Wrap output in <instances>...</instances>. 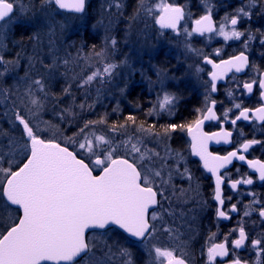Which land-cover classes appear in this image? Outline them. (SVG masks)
<instances>
[{"label":"snow or ice","instance_id":"snow-or-ice-1","mask_svg":"<svg viewBox=\"0 0 264 264\" xmlns=\"http://www.w3.org/2000/svg\"><path fill=\"white\" fill-rule=\"evenodd\" d=\"M43 3L49 7L55 5L58 9L75 13H84L86 6V0H43ZM256 3L257 0H248L247 10L245 7L236 10L230 19L231 30H226L224 24H221L218 30L214 29L211 15L205 14L195 20L191 32L186 34L190 37L193 33L203 35L216 31L225 41L239 40L245 33L236 30L235 26L240 18H250V10ZM116 7L120 8L121 5L117 3ZM141 9L148 16L153 17L160 29H172L174 32L178 31L177 26L185 17L184 7L169 3L168 0H160L159 3L147 8L144 7V0H141ZM17 11L23 15L14 20L13 16ZM29 11L22 0H0V49L5 47L4 38L10 28L23 27L27 30L33 26L32 18L27 15ZM32 38L39 39V35L34 34ZM252 39L253 36L249 35L244 41L245 46ZM261 42L264 43V40ZM112 44H116L115 39L112 40ZM96 55L99 56L101 53ZM28 59L29 67L34 66L33 57ZM204 59L206 63L212 64L213 68L210 73L212 92L217 90L218 79H222L233 69L235 72H241L249 63L244 52L227 60H221L220 63H214L208 57ZM64 63L67 64L68 61L65 60ZM19 67L20 53H17L16 58L12 60L0 55V78L3 80H7ZM45 67L51 70L55 67V62ZM115 67L111 63L105 64L102 71L92 72L82 80L80 87L90 84L97 77L110 76ZM197 70L200 71L199 68ZM157 74L162 75L163 70ZM20 81H24L27 87L23 96L19 97L20 104L17 105L15 101L12 103L15 108V122H18L17 126L22 127L19 139L23 143H19V148L25 154L26 162L13 169L10 153L16 151L18 141L10 138V152H0V159H6L9 165L8 167L0 165V201H2L0 210L7 212L12 219V223L4 231H0V264H110L113 257L119 258V264H136L130 247L118 246L113 251L115 243H108L111 235L122 233L134 238L129 244H135L137 241L143 243L151 264H188L184 255H176L174 248L157 244H151L149 247L158 231L162 230L172 235L170 228L164 227L163 224L158 227L153 223L160 219L156 211H152L149 216V210L160 204L158 196L161 199L165 198L164 186L170 184L173 175L171 166L162 161H167L169 155H173L179 164L183 157L179 153H173L167 145H165V155L161 156L154 149H147L139 140L132 142L131 139L124 144L126 155H118V146L113 147L112 142L105 136L96 135L93 138L85 132L93 124L104 123V119L101 118L99 121L86 122L84 128L80 129L84 140L79 142V149L87 152L90 157L95 156L92 161L93 167H90L68 147L62 146L55 139L42 136L38 124H33L43 110L49 95L45 79L43 77L33 79L26 72ZM163 82L161 79L160 83ZM255 82H246L243 88L248 93H252ZM258 84L261 90L260 97L264 99V74L259 78ZM63 92L70 94V88H64ZM12 95L16 93L11 89L0 88V96L5 100ZM176 99L174 94L165 92L159 101V110L170 112ZM212 103L214 105L216 102L212 101ZM81 107L83 108L84 105L82 104ZM234 107L241 109V104H235ZM252 115L257 120L264 121V105L257 107ZM202 116L203 118L197 119L194 125L169 124L163 128L162 133L156 135L170 138L172 132L187 130L191 137L192 154L199 157L203 168L215 178L214 199L223 205L224 200L221 198L223 177L218 173L220 169L232 163L233 158L240 161H245L246 158L244 155H238L237 151H231L224 156L210 152L208 150L210 140L215 139L217 143L223 140L224 143H228L231 133L224 131L223 128L211 135L203 132L204 121L216 120L217 117L212 107H208L206 114L202 113ZM249 118V109L243 108L231 123L236 125L240 119L247 121ZM224 119H227L226 115ZM127 121L135 124L136 118L129 115ZM124 126L114 124L111 130L117 131ZM145 131L152 132V129ZM257 143L260 142L251 140L241 147L247 152L251 145ZM157 163H160L159 168L156 167ZM247 163L259 173V179L264 181V163L256 160ZM94 167L100 169V175L93 174ZM166 168L167 178L164 177ZM187 172L188 169L185 168L179 175L183 177ZM188 179H192L191 175H188ZM240 183L252 184L253 181L236 180L230 186L236 189ZM231 211H237L236 205H232ZM11 213L17 215L11 217ZM217 215L224 219L229 218L221 208L217 209ZM244 215L248 216L249 212L246 211ZM259 216L264 220V206L259 209ZM86 229L99 231L94 238H87ZM247 239L245 229L241 226L238 238L231 241L233 255L235 249L245 247ZM251 244L257 249V256H260L261 251H264V240L254 239ZM98 252L102 255H97ZM229 254L226 243L214 244L207 250V264H217V257L224 258ZM227 264H247V262L237 257Z\"/></svg>","mask_w":264,"mask_h":264},{"label":"rangeland","instance_id":"rangeland-1","mask_svg":"<svg viewBox=\"0 0 264 264\" xmlns=\"http://www.w3.org/2000/svg\"><path fill=\"white\" fill-rule=\"evenodd\" d=\"M257 1L260 3L261 0ZM159 2L160 0H144V7ZM168 2L184 7L185 17L178 24L176 32L172 29H160L153 17L148 16L141 9V0H133L130 7H128L129 0H86L85 12L81 14L62 12L55 5L49 7L43 3V0H22V3L30 9L27 15L32 18L33 26L27 30L18 27L25 32L22 39L18 34L15 35L16 27L10 28L4 38L5 47L0 49V55H4L9 60L16 58L17 53H20V67L10 74L7 80L0 78V88L11 89L16 93L8 100L0 96V152H10V138L18 141L16 151L10 153L13 169L21 165L25 159V154L19 148V143H23L19 139L22 127L17 126L18 122H15V108L12 102L20 104L19 97L23 96L27 87L20 78L24 77L26 72L33 79L43 77L49 90L44 108L33 124H38L42 136L55 139L62 146L68 147L90 167H93L92 161L95 156L90 157L87 152L79 149V142L84 140L80 129L84 128L86 122L91 121L87 117L88 114L99 106L108 105L106 100L116 101V107L101 116L104 118V123L91 125L85 130L86 134L93 138L96 135L105 136L112 142L113 147L118 146V155L121 156L126 155L124 144L130 139L132 142L139 140L147 149H154L155 143L157 145L158 142L152 132L145 131L149 127L138 125L133 130L130 126H126L112 131V126L107 123L108 117L119 113L120 104L127 102L125 95L135 87L141 86V89L149 92L152 85L179 83V77L175 73L169 74L170 68H179L178 72H183L190 84H205L202 59L232 51L231 48L236 40L225 41L216 31L203 35L193 33L190 37L186 33L191 32L195 20L205 14L211 15L214 29L218 30L219 26L224 24L226 30H231L232 15L240 7H245L247 10L248 4V0H168ZM117 3L121 5L120 8L116 7ZM255 8L258 6L250 10V18H240V21L245 22L244 26L247 25L246 21L253 22L258 18L256 21L259 23V18H263L264 9H260L261 11L257 9L258 13L254 14ZM22 15L17 11L13 19ZM258 23L253 24L257 26ZM34 34H38L39 39H33ZM85 34L90 38L94 37L96 43L93 48L96 50L86 49ZM113 39L116 41L115 45L112 44ZM245 40L247 39L240 40L241 46H245ZM251 42L249 41L247 46L252 45ZM96 53L101 55L97 56ZM29 57H33L34 60L32 67H29ZM65 60L68 61L67 64L64 63ZM53 62L55 67L51 70L45 67L52 65ZM107 63L116 66L110 76L97 77L90 84L80 87L82 80L92 72L102 71ZM198 68L200 71L197 70ZM160 70H163V74L158 76ZM53 79H60L62 82L60 94L62 98L58 99L59 101L51 93L50 85L52 86V82L55 81ZM161 79L164 81L163 84L160 83ZM66 87L70 88V94L63 92ZM64 100L70 105L59 104ZM29 118H31L30 114ZM69 137L72 139L70 140ZM160 155L164 156L165 151ZM0 165L9 166L6 159H0ZM98 171L100 169L94 167L93 173ZM187 212L190 214L191 210ZM15 215L17 213H11V217ZM185 221L183 224L182 219H172L170 221L172 235L159 231L157 237L163 241L161 244L164 243V246L176 249V254L191 259V244L196 239L200 223L191 217ZM11 223L9 214L0 210V231H4ZM97 232H90L87 238H94ZM125 237L123 234L111 235L108 243H115L113 251L118 246L130 247L136 264H151L143 243L129 244L131 240ZM97 255L102 253L98 252ZM110 264H119V258L113 257Z\"/></svg>","mask_w":264,"mask_h":264},{"label":"flooded vegetation","instance_id":"flooded-vegetation-1","mask_svg":"<svg viewBox=\"0 0 264 264\" xmlns=\"http://www.w3.org/2000/svg\"><path fill=\"white\" fill-rule=\"evenodd\" d=\"M259 2L255 4L258 8L253 9L254 14L264 9V0ZM257 19L253 22L246 21L247 25L245 26V22L239 20L235 27L246 35L236 40L231 48L232 51L230 50L220 56H207L214 63H220L221 60H227L232 56L239 55L240 52H244L249 60L248 65L241 72H235L233 69L229 71L228 76L222 82H217L215 92L211 91V83L208 78L211 68L206 63L205 57L202 59V75L205 84H190L188 77H184L183 72H178L179 68H170L169 74L175 73L179 77V83H168L162 86L152 85L150 91L146 92L149 100L152 135L159 143L157 145L155 143L154 150L163 153L166 151L165 145H167L173 153H179L183 157L179 164L173 155L164 161L165 164L171 166L173 175L170 184L164 186L166 189L165 198L161 199L158 196L160 204L149 210V216H151L152 211H156L160 219L153 223L158 227L163 224L164 227L170 229L172 219H182L183 224H185V220L191 217L200 223L197 228L196 239L191 244V259L185 257L188 264H207L208 248L219 243H226L230 254L224 258L217 257V264H227L237 257L247 264H264V251H261L260 256H257V249H254L251 244L254 239L264 240V220L259 216V209L264 206V181L259 179V173L250 168L247 163L250 160L264 163V121L259 122L252 115L257 107L264 105L258 84L259 78L264 74V43L261 42L264 40V16L259 18V23L256 21ZM253 23L258 24L255 26ZM249 35L253 36V39L250 40L253 44L247 47L241 46L240 40L248 39ZM253 81H256L253 83V91L248 93L243 85ZM165 92L172 93L177 97L170 112L159 110V101ZM212 101L216 103L213 105ZM235 104H241V109L235 108ZM208 107L213 108L217 119L204 122L202 131L211 135L223 128L224 131L231 133V136L228 137V143H224L223 140L220 143H217L215 139L210 140L208 150L214 155L220 156L227 155L231 151H237L238 155H244L246 158L243 162H232L229 167L218 173L223 177L221 184L223 205L214 199L215 178L202 167L198 158L192 156L191 137H189L187 130L172 132L170 138L156 135V133H162L164 127L173 124L186 111L192 113V118L184 125H194L197 119L203 118L202 113L206 114ZM243 108L249 109V120L240 119L236 125H233L231 121L239 115ZM225 115L227 119H224ZM251 140H257L260 143L251 145L248 151L244 152L241 146ZM156 167L159 168L160 163H157ZM185 168L188 169V172L181 177L179 173H183ZM188 175H191V180L188 179ZM164 177H168L167 168L164 171ZM244 179H251L253 183H240L236 189L231 188L232 182L243 181ZM232 205H236L237 211H231ZM218 208L224 210L229 218L219 217L217 215ZM188 210H191L190 214H188ZM246 211L249 212L248 216L244 215ZM241 226L244 227L248 239L245 242V247L235 249V255H233L231 241L238 238ZM180 229L182 230V228ZM158 233L159 231L155 234L152 244L164 246V243L161 244L163 241L157 237ZM135 243L142 242L137 241Z\"/></svg>","mask_w":264,"mask_h":264},{"label":"trees","instance_id":"trees-1","mask_svg":"<svg viewBox=\"0 0 264 264\" xmlns=\"http://www.w3.org/2000/svg\"><path fill=\"white\" fill-rule=\"evenodd\" d=\"M133 3V0H129L128 7H130ZM17 31L15 33L18 34V37L22 39V36L25 35V32H22L18 27ZM19 32H21L19 34ZM23 33V34H22ZM84 40L87 42V50L92 49L94 47L95 39L94 37L90 38L88 35H84ZM95 48H93L94 50ZM96 50V49H95ZM55 81L52 82V86L50 85L51 93L52 96L55 97L57 101L60 100V94H61V89H62V82L60 79H53ZM141 87V86H140ZM140 87H135L131 89L126 95H125V100L127 101L126 103H121L120 104V110L117 115H114L113 117H108L107 123L110 124L111 126L115 125H125L130 126L131 129L135 130V128L138 127V125H143L144 127H149L151 128V121L149 119V100L147 98L146 90L141 89ZM59 99V100H58ZM108 104L107 106H99L96 108L92 113L88 114V119L91 121H99L103 115H105V112H110L113 111L114 108L116 107V101H105ZM111 103V104H110ZM60 105L63 106H68L69 102L68 101H62V103L59 102ZM70 105V104H69ZM104 105V104H103ZM67 109V107H64ZM101 114V115H100ZM129 115H132L136 118L135 124H133L130 121H127V117ZM102 116V117H101ZM192 118V113L191 112H184L182 116L173 122V124H184L185 122H188ZM104 119V118H103Z\"/></svg>","mask_w":264,"mask_h":264},{"label":"water","instance_id":"water-1","mask_svg":"<svg viewBox=\"0 0 264 264\" xmlns=\"http://www.w3.org/2000/svg\"><path fill=\"white\" fill-rule=\"evenodd\" d=\"M85 8H86V6H85ZM59 10H61V9H59ZM61 11H63V12H66V13H70V14H81V13H75V12H72V11H70V10H61ZM209 66H210V68H211V72L213 71V68H212V64H209ZM210 72V73H211ZM228 74H229V72H227L225 75H224V77L222 78V79H218L217 81H216V83L217 82H222L227 76H228ZM208 78H209V80L211 81V76H210V74L208 75ZM255 117V116H254ZM207 121V120H206ZM206 121H204V122H206ZM259 121V120H258ZM259 122H263V121H259ZM190 137V136H189ZM70 150V149H69ZM71 151V150H70ZM192 156L193 157H196V158H198L199 159V157L198 156H194L193 154H192ZM200 160V159H199ZM234 161H237V162H243V161H240V160H238V159H235V158H233V161L232 162H234ZM23 162H26V158H25V160L23 161ZM86 163V162H85ZM202 163V162H201ZM232 163H230V164H228V165H226V167L225 168H227V167H229L230 165H231ZM20 166H22V164L20 165ZM202 167H203V165H202ZM225 168H222V169H220V172L221 171H223ZM254 169V168H253ZM254 171H255V169H254ZM94 174V173H93ZM211 174V173H210ZM94 175H100V171H99V173L98 174H94ZM13 207H15V206H13ZM19 214H22V213H19ZM16 222H18V221H16ZM94 230L93 229H86V231H85V235H86V237H87V235L90 233V232H93ZM123 235H125L126 237H127V234H124V233H122ZM128 239H130V240H133L134 238H131V237H127Z\"/></svg>","mask_w":264,"mask_h":264}]
</instances>
